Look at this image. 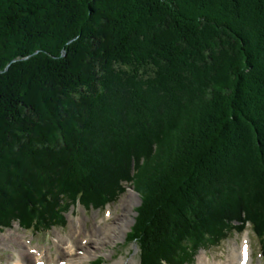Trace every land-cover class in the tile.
<instances>
[{
  "label": "trees",
  "instance_id": "1",
  "mask_svg": "<svg viewBox=\"0 0 264 264\" xmlns=\"http://www.w3.org/2000/svg\"><path fill=\"white\" fill-rule=\"evenodd\" d=\"M113 65L158 73L173 101L159 117L134 86L133 117L110 120L101 149L82 132L92 113L70 123L62 96L99 89L87 100L105 111ZM14 139L37 167V148L51 152L35 185L15 184ZM0 162L2 228L61 225L63 209L104 207L126 182L142 198L128 234L142 264H190L246 223L264 256V0H0Z\"/></svg>",
  "mask_w": 264,
  "mask_h": 264
},
{
  "label": "rangeland",
  "instance_id": "2",
  "mask_svg": "<svg viewBox=\"0 0 264 264\" xmlns=\"http://www.w3.org/2000/svg\"><path fill=\"white\" fill-rule=\"evenodd\" d=\"M247 22L249 24V21ZM252 24L253 32H258L259 24ZM213 56L216 55L213 54ZM205 60L206 66H210V59L208 58V60ZM104 69H108L106 71L107 85L105 86V88L107 89V93L104 99V106L106 107L105 111L103 109L102 103L90 105V103L88 102V100L96 98V93L99 89L95 90L94 92H91L90 95H88L87 97L88 100L85 97L74 98L69 96H62L63 102L68 103V106L75 110V113H73L74 116L68 117L70 123H76L77 121H79V124L84 128L87 122L86 118L88 116L90 117V114L92 113V116H94L95 118L94 130L83 129L82 132L84 134L85 141H88L89 144L91 143V145L101 147V149H106L107 145L111 142L110 140L112 138V135L109 130L110 120L116 123H128L133 117V113L131 111L130 106L131 102L134 100V86L140 89V92L143 94L147 102V105L149 107H152V109L155 110L157 114H159V117L162 116V114L167 110L168 105L172 103L171 101H173L170 96V93L167 91V89L164 88V85H161L160 82L162 78L160 75H158V73L145 76V74L143 75V73L138 74V72H130V70L127 71L125 69L123 70L117 65L115 67L113 65L111 68L105 67ZM161 71L163 72L164 69H161ZM160 74L162 75V73ZM164 74H166V72H164ZM185 80V77H183V79H179L178 81L179 85L180 83H182V86L179 87L183 90L187 86L185 85ZM168 82L170 84H173V81L169 80ZM92 83V90L96 89V87H99L96 81ZM176 86L178 85H175V87ZM178 103L179 106L177 109H180V107L183 108L184 105L190 106L187 103L184 104L182 100H180V102ZM92 106H94V108H92ZM69 115H72V113H70ZM47 121H45V124L44 120H42L41 122H43L42 124L44 126H47L49 124ZM14 140V142H16V144H19L20 147L16 151L17 158H20V160H23V162L21 163L22 166L20 167V169L16 172V174H18L17 177L19 179L17 178L15 180V178H13V180H15L16 186H19V184H34L35 182H37L39 176L38 167H42L43 169H41V171L46 175V172L48 171L47 166L52 164V156L50 154L51 152L45 148H37V150L40 149L38 153V159L42 163V166L38 165L37 167L35 162L31 161L32 157L30 155H26L29 152L27 141L23 139ZM23 155L26 156L22 157ZM45 164H47V166L44 167L43 165ZM3 171L4 172H2L3 175L1 178L2 182L9 178L8 171L5 168ZM123 184L125 185V190L120 193V195L114 201L109 202L104 207L97 208L93 207L92 205L90 207H87L82 204H75L71 205L68 209L65 208L62 210V208L65 206L61 205L60 210H62L64 222L61 225L52 224V226H50L48 229L41 228V230H37V228L26 229L16 221L12 223L10 227L2 228L0 226V264H15V261L18 258L17 250L20 248V244L16 242L17 238L20 240L21 244H23L24 248H32V250L29 249L30 252L37 249L45 253L47 259H54L57 255L55 245L57 237L67 236L68 234H70L73 222L76 223V220L78 218H81L85 221L84 228L86 234L82 233L80 235L79 233H76L77 235H79V237L73 235L72 240H77L79 238L81 239V237L84 236L88 237L89 239V233L92 234V237H95V228L108 225L112 226V224L116 221L117 218L126 215V217H129V219L131 218V222L128 225V228H125V233H123L122 235L120 234L121 236H119L118 239L112 242L105 243L104 246L100 248L98 254H96L90 260L86 259L85 261H81L77 264H90V262L95 259H100L101 263L99 264H114L116 260L121 259L124 260V264H131L130 260L132 258H135L138 263L142 264L141 253L138 244H136L135 242H130L128 240V234L132 226L135 224L136 216L138 215L136 208L141 205L142 198L140 196V202V198L138 197L140 194L138 195V192L136 191L132 183L126 184V182H123ZM130 194H133V199L129 198ZM125 199L130 201L129 207L124 206L123 200ZM55 203L56 202H54V204ZM53 220L54 219H51V221ZM246 237L249 238L252 263L264 264V256L261 249V242L253 232L249 223H246L245 228L241 231H238L237 229L231 230L228 237L224 239L220 244L213 246L207 245L205 247L200 248L194 257L193 262L190 264H195L198 260V256L201 254L206 255L210 261H213L214 259L226 260L229 256L232 255V252L234 250L238 251L237 247H241V243ZM87 243L90 245L93 244V241L90 240L87 241Z\"/></svg>",
  "mask_w": 264,
  "mask_h": 264
},
{
  "label": "bare ground",
  "instance_id": "3",
  "mask_svg": "<svg viewBox=\"0 0 264 264\" xmlns=\"http://www.w3.org/2000/svg\"><path fill=\"white\" fill-rule=\"evenodd\" d=\"M129 198L133 199V194H130ZM123 202L125 207L130 206V201L127 199L123 200ZM126 216L117 218L112 226L108 225L95 228V237H92V234L89 233V239L84 236L81 237V239L76 238L77 240H72L73 235L79 237L76 233H79L80 235L85 233V221L78 218L76 223L73 222L70 234L67 236L57 237L55 242L57 255L54 259H47L45 253L37 249L30 252L32 248H24L23 244H21L20 240L17 238L16 242L20 244V248L17 250L18 258L16 259L15 264H77L81 261H85L86 259L90 260L98 254L100 248L104 246L105 243L112 242L125 233V228H128V225L131 222V218L129 219V217ZM90 240L93 241V244L89 245V242L87 243V241ZM237 249L238 251L234 250L232 255L226 260L214 259L213 261H210L206 255L201 254L198 256V260L195 264H253L248 237L244 239L241 243V247H237ZM95 260L91 261L90 264H93ZM130 262L131 264H140L135 260V258H132ZM114 264H124V260H116Z\"/></svg>",
  "mask_w": 264,
  "mask_h": 264
},
{
  "label": "water",
  "instance_id": "4",
  "mask_svg": "<svg viewBox=\"0 0 264 264\" xmlns=\"http://www.w3.org/2000/svg\"><path fill=\"white\" fill-rule=\"evenodd\" d=\"M138 195H139V193H138ZM138 197L140 198V195ZM140 202H141V198H140ZM136 214H137V212H136Z\"/></svg>",
  "mask_w": 264,
  "mask_h": 264
}]
</instances>
